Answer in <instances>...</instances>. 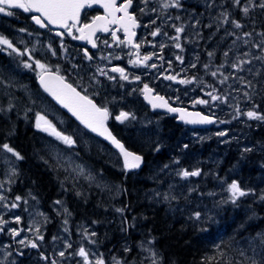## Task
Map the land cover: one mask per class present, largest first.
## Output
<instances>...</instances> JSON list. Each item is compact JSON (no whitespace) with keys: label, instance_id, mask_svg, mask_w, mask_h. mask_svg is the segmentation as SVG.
I'll list each match as a JSON object with an SVG mask.
<instances>
[{"label":"rangeland","instance_id":"obj_1","mask_svg":"<svg viewBox=\"0 0 264 264\" xmlns=\"http://www.w3.org/2000/svg\"><path fill=\"white\" fill-rule=\"evenodd\" d=\"M183 1L180 0L181 5ZM165 2L168 0H148L147 4L143 0H135V12L142 20L143 30L140 34V48L143 47L142 50L134 51L127 44H124L121 49L112 36H109L100 41L101 51L98 53V58L96 61H92L91 67L87 69H84L80 64L78 67L76 66L77 55L75 50L73 53L61 54L60 59L57 58L58 60H56L51 45L54 43L52 37L48 34H42L39 29L31 25L29 19H24L26 15L22 10L10 9L13 12L10 17H15L19 26L4 37L11 40L13 45L25 55H18L11 49H7L6 46L0 45V49H3L2 55L4 54L8 60L10 59L8 66L0 64V98L11 95L8 86L20 88L14 75L19 77L18 73L22 71V68L33 73L32 75L38 76L40 69L36 68L35 61L39 60L52 71L59 68L60 75L66 77L75 87L81 86L86 94L94 92L103 106L107 107L112 114L113 125L126 136L129 143L137 145L138 149L144 153L153 152L152 148H146L147 144L149 146L154 144V149H157L166 143L165 138H167L163 136L164 116L150 112L142 100L145 84L153 88L157 94L167 96L182 107L215 116L217 123L206 130H190L177 125V130L181 132L175 135L174 142L168 144L171 149L177 150V154L181 156L185 154L189 158H194L197 168L192 165L186 169H181L176 165H163L157 168L159 174L168 176L167 183L171 180L170 176L177 177L182 180L181 182H187L191 177L183 178L178 173L183 170L194 171L199 169L201 172L200 176H197L201 178L198 180L199 190H202L204 195L198 193L195 204L199 207L203 206L205 213L210 218H214L220 201L222 199L228 201L227 198L231 199V194L227 190L231 181L215 182V185L210 189L211 185L208 180L214 182L212 181L214 175L213 179L208 178V175L213 170L215 171L222 162L223 152L226 148L233 146L241 153L250 152L257 148L254 143L247 141L246 131L257 126L261 120L249 119L243 114L237 115V109L241 113L255 110L253 103L251 104L252 92L249 89V84L255 78L258 68L260 69L261 62H264V59H256V57H264V55L261 56L256 50H252L248 45V37L241 33L228 43L224 42L220 48L221 43L211 39H214V34L208 38L207 42L205 41L201 46H198L203 40L201 36L204 17L192 9H184L182 6L165 9L162 7ZM190 2H200L201 5L205 3L206 8L209 9L219 7L218 4H214V0H191ZM160 12L165 16L163 20L168 24L171 32L164 26L153 23L162 17ZM15 14H20L23 17H17ZM2 15L9 17V15L0 14V18ZM213 22L215 23L217 20L213 19ZM175 27L184 28V32L180 34L178 41L182 46L181 49L176 48L175 43L177 41L171 39L177 35ZM157 28L160 29V34L153 37L151 33ZM21 29L25 31H21ZM0 35L2 34L0 33ZM254 44L257 45L258 42L255 40ZM161 45L164 46L163 49H161ZM201 52H204V58L209 63L207 69L199 66L203 59ZM210 52L213 53L212 56L208 55ZM225 52L228 53L227 56L224 55ZM217 53L220 54L221 58L216 63L214 56H217ZM29 55L31 59H29ZM145 55L152 56V59L146 64L131 63V61L137 60L138 56L142 59ZM177 56L182 57L183 63L176 59ZM241 61H250V63L241 64ZM25 62L31 63L33 67L25 68ZM152 64H155L156 67H150ZM235 64H240V68L233 67ZM116 66L125 70V75L128 76L127 80L121 79L120 73L111 71ZM101 69L107 75H101ZM213 72H216L217 75L213 76ZM169 75L177 76V80L166 79L165 77ZM137 76L140 77L139 80L135 79ZM109 77H115V79H109ZM225 77L228 79L225 80ZM181 79L192 80V83L181 84L179 83ZM208 93L219 96L221 99L213 101ZM245 93L248 95L245 96ZM200 99L207 100L208 103H196ZM0 109L8 110L1 104ZM122 111L129 113L130 116L124 122H117L115 117ZM36 114L46 117L55 127H58L57 123H59L66 130L69 129L68 120L61 116L60 112L53 106L38 109ZM36 129L39 130L37 127ZM220 132H224L226 135H218ZM80 135L85 139L82 133ZM86 142L103 154L100 156L105 155L113 163L119 160V157L100 141L87 137ZM42 144L46 154L63 171V174L84 179L90 188L104 192L114 190V185L101 172L94 170L76 154L66 151L64 149L66 145L56 137L44 140ZM245 149L251 150L245 151ZM160 150H163V147H160ZM261 161V172L254 181L255 189H251V196L243 197L245 200L247 198L254 200L259 205L264 203V199H261L264 196V168H262V166L264 167V155H262ZM17 174L18 160L11 153L2 149L0 151V195L4 196L5 199L0 201V217L7 223L3 225L4 231L0 232V264H52L53 260L56 261V264H84L83 258L77 255L81 247L89 252V259L94 264L95 259L101 256L95 228L88 224L74 227L75 239L72 241L69 214L64 211V206L58 209L59 230L54 235L50 234L51 245H47L43 239L37 241L38 248L26 246L27 241L36 240L37 233L35 230L37 228L39 234L44 237L43 225L49 223V218L51 222V217L36 199L20 196L21 200L16 201L17 196L10 195ZM236 181L241 185L238 179ZM242 184L246 185L244 182ZM169 187L171 186H168L167 189L166 184H158L157 188L153 190L152 196L156 197L158 201H168L169 199L171 201L173 194L168 191L171 190ZM244 190L249 192L250 189ZM180 194L183 195L182 192ZM13 203L18 204V207L11 208ZM3 205H7V207ZM17 216L20 218L19 223H16ZM65 220L68 221L67 224L64 223ZM225 224L226 221L220 219L219 225L222 227ZM10 229L21 230L20 235L13 237ZM92 233L95 235H91ZM21 239L25 240V245L18 243ZM72 243L76 244L75 247ZM69 244L71 247H68ZM250 246L251 251L247 256L251 257L252 263H263L264 259L259 258L258 249L264 247V242L261 240L256 242V239L253 238ZM139 249L142 255V261L139 264H153L154 259L157 264L161 263L158 252L149 241H142ZM61 251L65 253L64 257L59 255ZM126 252L129 253L130 249ZM253 252L255 254L251 256ZM257 254L258 257H256ZM117 261L120 264H128L120 258L112 264H117Z\"/></svg>","mask_w":264,"mask_h":264},{"label":"trees","instance_id":"obj_2","mask_svg":"<svg viewBox=\"0 0 264 264\" xmlns=\"http://www.w3.org/2000/svg\"><path fill=\"white\" fill-rule=\"evenodd\" d=\"M190 1L184 0L183 7L200 13L206 21L202 25L203 40L198 46L207 42L213 34L214 39H211L221 43L220 48L224 42L228 43L239 33L243 35L251 33L252 35L248 37L249 47L261 56L264 55V50L254 44L255 40L258 44L264 41V35H261L264 33V9L250 8L249 13L245 15L242 7L247 5L248 0H241L240 6L234 5L233 0H214V4H218L219 7L211 9L206 8L205 3L201 5L200 2ZM222 12L229 14V21H239L243 27L237 29L231 22L223 23ZM15 16L22 17L20 14ZM11 18L1 19V34L9 35L19 26L17 19ZM213 19L217 22L214 23ZM201 58L203 59L199 66L207 69L209 63L204 58V52H201ZM214 58L217 63L221 56L217 53ZM9 60L0 53V64L8 66ZM18 74L20 76L14 75V78L20 88L8 86L11 95L0 98L1 106L8 109H0V145L9 144L23 157L22 160H18L17 179L10 195L34 194L53 220L51 225L45 226L44 240L47 245H51L50 234L55 233L59 224L56 208L64 205L69 213L72 241L75 239L74 227L89 223L97 232L99 252L106 264H112L119 258L128 264H139L142 261L139 249L142 241H149L154 246L161 258L160 264H253L247 254L251 251L253 238L256 242L260 240L264 242V203L259 205L256 201L249 198L245 200L243 197L232 203V200L226 197L228 201L222 199L217 205L216 216L210 218L203 206L195 204L198 193L204 195V192L199 190L200 177H191L187 182H181L182 180L177 177L170 176L171 180L167 183L168 176L159 174L158 167L163 165H176L181 169H186L189 165L196 167L194 158H189L185 154L181 156L177 154L175 148H170L169 145L175 141V135L181 132L175 130L176 125L173 121L163 119V136L167 137L166 143L160 145L163 150H160V147L154 149V144L150 146L147 144L146 148L150 147L153 151L149 153L140 151L137 145L127 141L126 136L113 123L110 125L115 135L130 150L140 153L145 158V165L139 172L128 173L124 171L120 160L113 163L105 155L100 156L102 153L93 145L87 144L86 138L91 136L48 101L36 84L37 76L23 68ZM249 89L252 92L251 104L253 103L255 111L264 114V62H261L260 69L258 68L255 78L249 84ZM87 95L103 106L94 92H88ZM45 106H53L68 120V130L59 123L57 129L65 135L72 136L76 143L71 147L66 145L64 149L76 154L94 170L101 172L114 185V190L104 192L90 188L84 179L63 174L46 154L42 142L51 137L39 132L35 127L36 113ZM246 135L247 141L254 143L257 148L246 153H241L233 146L226 148L222 162L208 175L211 179L214 175L212 180L214 182L208 180L210 189L215 182L225 183L226 180L232 182L238 179L242 189H250L248 195L251 196V189H255L254 181L261 172L264 123L252 127L246 131ZM243 182L246 185L242 184ZM158 184H166L167 189L171 186L169 187L171 190H168L173 194L171 201L170 199L158 201L152 196ZM56 201L61 203L56 205ZM196 212L200 213L199 219L194 216ZM220 219L226 221L222 227L219 225ZM75 245L73 244V247ZM129 249L130 252H126ZM258 252L259 258L264 259V247L259 248ZM254 254L253 252L251 256Z\"/></svg>","mask_w":264,"mask_h":264},{"label":"snow or ice","instance_id":"obj_3","mask_svg":"<svg viewBox=\"0 0 264 264\" xmlns=\"http://www.w3.org/2000/svg\"><path fill=\"white\" fill-rule=\"evenodd\" d=\"M145 4L148 3V0H143ZM94 3H99L105 12L103 16H96L93 18L91 23L81 24V10L85 7H90ZM233 4L236 6L241 5V0H233ZM133 5V0H123L122 3L118 4L117 0H0V14L5 15H13V12L10 9H20L25 13H35V15L31 16V19L34 21L36 25L40 28H47L50 25L56 26L58 28L64 29V32H57L56 34L59 36H63L65 33L69 36H72L74 39L87 40L93 48L97 47L95 40L93 37L98 31L101 32H109L110 25H116L117 28L115 31H112L113 40H119L116 35L117 31H122L126 38L128 44L133 45V47L139 49V44H133V37L136 35L135 29L139 27L136 16L129 11V9ZM180 0H168V2L163 3L162 7L167 9L170 7H181ZM258 7L260 9H264V0H248L247 5L242 7V11L245 15H247L250 11V8ZM143 11V9H141ZM154 11V9H153ZM221 16L223 17V23L231 22L232 25L239 29L243 26L239 23V21L231 20L229 21V14L227 12H222ZM154 23V21H153ZM73 30L79 33L78 36L73 34ZM21 31H25L21 29ZM176 36L172 37L175 43V47L181 49V44L178 42L180 40V34L184 32L183 27H175ZM160 34V29L157 28L155 31L151 33L153 37ZM251 33H244L245 37H250ZM261 35H264L262 33ZM247 43V41H245ZM120 43H124V41H120ZM0 45L6 46L7 49H11L12 52L17 53L18 55H25V53L21 52L17 49L11 40L6 37L0 35ZM257 48L264 50V41L255 45ZM163 45H161V49H163ZM3 50V49H0ZM55 54V53H53ZM85 57L89 60L92 57L88 54L87 51L84 53ZM209 56H212L213 53H209ZM225 56L228 55L227 52L224 53ZM119 58V57H117ZM29 59L31 56L29 55ZM152 56L145 55L142 59L138 56L137 60L131 61L133 64H146L147 61L151 60ZM162 59V57H161ZM177 60H180L183 63L182 57L177 56ZM256 59H264V57H256ZM242 63H250V61H241ZM36 68L40 69L38 73L39 82L41 86L44 88V91L47 92L50 96L53 97L64 108L68 109L69 112L72 113L73 116L80 121L81 124L84 125L85 128L91 130L92 132L105 137L110 140L116 148L119 149L120 153L124 158V168L125 169H135L139 168L142 162V157L137 155L131 151H128L125 146L116 139L115 136L112 135L111 131L107 127V120L109 119V110L107 107L100 106L93 101V99L89 98L88 95H82L80 91H77L76 87H74L71 83L66 82L64 76L60 75L59 68H57L56 72H52L45 64L41 63L39 60L35 61ZM195 67V65H192ZM25 68H32L33 65L31 63L25 62ZM150 67L155 68L156 65L152 64ZM207 67V66H206ZM233 67L240 68V64H235ZM112 72L120 73V78L127 80L128 76L125 75V70L119 67H113L111 69ZM101 75H107L102 69L100 70ZM213 76H216L217 73L213 72ZM168 80L176 81L177 76L169 75L165 77ZM109 79H115V77H109ZM136 80H139L140 77H135ZM225 80L228 78L225 77ZM181 84H189L192 83V80L181 79L179 80ZM223 83V81H221ZM143 92L145 94V98L149 99L152 93V89L149 88L147 84L144 85ZM213 101L220 100L221 98L216 95H212V93H208ZM248 94L245 93V96ZM153 108H166L168 112L179 113L180 119L185 121L186 123H200V124H211L213 123V119L209 116L200 115L199 113H188L182 108H174L169 106L167 100L161 96H155L150 99ZM199 104H207L208 101L204 99H200L196 101ZM246 115L249 119L261 120L264 121V114H261L255 110H249L246 113H241L239 109H237V115ZM130 114L127 112H120L115 119L123 122L129 118ZM134 118V117H133ZM36 127L42 131L48 132L50 135L56 137L60 141H62L65 145L69 147L75 145V140L72 136L65 135L62 132L58 131L55 126L46 119V117L42 115H37L36 117ZM218 135H226L224 132L218 133ZM0 149L11 153L16 157L17 160H22L23 157L21 154L14 150L9 144L5 143L0 145ZM251 149H245V151H250ZM183 178L188 177H197L200 176L201 172L199 169L194 171L183 170L178 173ZM228 192L231 194L232 203H235L236 200L240 197H244L249 194L248 191L241 188L240 184L233 180L228 185ZM5 197L0 195V201H4ZM16 201H20L21 197L17 196ZM264 199V196L261 197ZM56 204H60L61 201H56ZM7 207V205H3ZM18 204H11V208H17ZM64 211L67 213L68 209L65 208ZM117 211H122V209H117ZM194 216L199 219L200 213H194ZM20 222V218L16 217V223ZM7 222L0 217V232L4 231L3 225ZM65 224L68 223L67 220L64 221ZM20 231L18 229H10L13 237H17L20 235ZM37 236L36 240L27 241L26 246H30L31 248H38L39 245L37 241H42L44 239L43 235L39 234V229L36 230ZM91 235H95L92 233ZM55 239V238H54ZM18 243L25 245V240L21 239ZM94 243V241H93ZM68 247H71L69 244ZM127 250V249H126ZM61 257H64L65 253L61 251L59 253ZM77 255L83 258L84 264H93V262L89 259V252L85 250V248L81 247L78 250ZM155 256V253H153ZM44 259H48L47 257H43ZM52 264H56V261L53 260ZM94 264H106L105 260L102 256L95 259ZM117 264H120L117 261ZM153 264H157L156 260H153Z\"/></svg>","mask_w":264,"mask_h":264},{"label":"flooded vegetation","instance_id":"obj_4","mask_svg":"<svg viewBox=\"0 0 264 264\" xmlns=\"http://www.w3.org/2000/svg\"><path fill=\"white\" fill-rule=\"evenodd\" d=\"M123 0H118L117 3L120 4L122 3ZM131 13H133L134 15H136V18L138 19L139 17L136 14V10H135V0H133V5L129 10ZM105 15L104 9L100 8V7H94V8H89L86 7L83 9L82 14H81V24L84 23H91V21L93 20L94 17L96 16H103ZM29 20L32 21L31 19V15L28 16ZM35 26V25H34ZM36 27V26H35ZM110 30L108 33L104 34V33H98V35L96 36L97 39V43L99 40L100 41L103 38H106V35L109 34L110 32L112 33V31H115L117 26L116 25H110L109 26ZM42 34H48L52 37V39L54 40V43L51 44L52 48H53V52L56 54H63V53H70L72 52L75 48L76 51L79 52L80 55H84L85 51L89 52L91 51L88 43H84L81 44L78 42L79 39H74L72 36L67 35L66 33L63 36H59L56 33L57 32H64V29L61 30H51L49 27L47 28H38ZM120 31L116 32V35H119ZM110 33V36H112V34ZM73 34L78 36L79 33L76 32L75 30H73ZM119 38V36H118Z\"/></svg>","mask_w":264,"mask_h":264},{"label":"water","instance_id":"obj_5","mask_svg":"<svg viewBox=\"0 0 264 264\" xmlns=\"http://www.w3.org/2000/svg\"><path fill=\"white\" fill-rule=\"evenodd\" d=\"M93 6H97V7H102L99 3H94V4H92L90 7H93ZM50 26H52V25H50ZM53 27V26H52ZM135 37H136V35L132 38L133 39V41H134V39H135ZM37 84H38V86L40 87V89H41V91L47 96V97H49L50 98V100L51 101H53V103L56 105V106H58L60 109H62L65 113H67L74 121H76L83 129H85L89 134H91L93 137H96L97 139H99V140H101L102 142H104V143H106L108 146H110L116 153H118V155L120 156V158H121V161H122V164H123V167H124V158H123V156H122V154L120 153V151H119V149L118 148H116L115 147V145H113L112 143H111V141L110 140H108V139H106L105 137H103V136H100V135H98V134H96V133H94V132H92L91 130H89V129H87V128H85L84 127V125L83 124H81L80 123V121L79 120H77V118L75 117V116H73L72 115V113L71 112H69L68 111V109H66V108H64L62 105H60L59 103H57V101L55 100V99H53V97L52 96H50L47 92H45L44 91V88L41 86V84H40V82H39V78L37 79ZM78 91V90H77ZM83 95V94H82ZM155 96H159V95H153V91H152V93H151V95H150V98L149 99H146L145 98V94L143 93V99H144V101L150 106V108L153 110V111H158V112H163V113H168L169 115H171V116H175V117H177V123H180V124H183V125H185V126H189L190 128H194V129H204V128H208V127H210L212 124H214L215 122H216V119L214 118V117H211L212 119H213V123H211V124H200V123H186L185 121H183V120H181L180 119V114L179 113H172V112H168L167 111V109L166 108H159V107H157V108H153L152 107V103L150 102V99L152 98V97H155ZM162 97V96H161ZM164 99L166 100V98L164 97ZM169 104V103H168ZM170 106V105H169ZM172 107V106H171ZM182 109H184L186 112H188V113H192V114H195V113H199L200 115H205V114H203V113H201V112H199V111H190V110H187V109H185V108H182ZM206 116V115H205ZM108 122H109V119L107 120V122H106V124H107V127H108V129L111 131V129L109 128V126H108ZM42 131V130H41ZM43 132H45V131H43ZM46 133H48V132H46ZM111 133H112V135L113 136H115L114 134H113V132L111 131ZM116 137V136H115ZM116 139H118L117 137H116ZM120 141V140H119ZM121 142V141H120ZM122 143V142H121ZM123 144V143H122ZM124 145V144H123ZM125 146V145H124ZM125 148H126V146H125ZM127 149V148H126ZM128 151H131V150H129V149H127ZM131 152H133V151H131ZM133 153H135V152H133ZM135 154H137V153H135ZM137 155H139V154H137ZM141 156V155H140ZM142 157V156H141ZM144 167V158L142 157V162H141V164H140V167L139 168H135V169H125L126 171H129V172H135V171H138L139 169H142Z\"/></svg>","mask_w":264,"mask_h":264}]
</instances>
